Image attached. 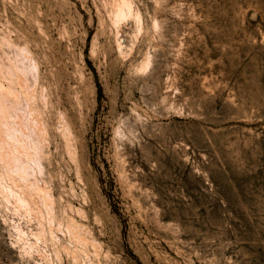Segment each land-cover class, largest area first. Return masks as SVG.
<instances>
[{
    "label": "rangeland",
    "instance_id": "1",
    "mask_svg": "<svg viewBox=\"0 0 264 264\" xmlns=\"http://www.w3.org/2000/svg\"><path fill=\"white\" fill-rule=\"evenodd\" d=\"M0 83V264H264V0H0Z\"/></svg>",
    "mask_w": 264,
    "mask_h": 264
},
{
    "label": "bare ground",
    "instance_id": "2",
    "mask_svg": "<svg viewBox=\"0 0 264 264\" xmlns=\"http://www.w3.org/2000/svg\"><path fill=\"white\" fill-rule=\"evenodd\" d=\"M121 2V1H120ZM130 2V1H129ZM121 5V4H120ZM119 7V6H118ZM117 17H118V19H122V18H124V17H127V16H129V15H131V12H130V8H129V3H127V2H125V1H123V4H122V7L118 10L117 9ZM133 15V14H132ZM135 16V15H134ZM127 19V18H126ZM121 21H123V20H121ZM118 22H120V21H118ZM123 22H125V20L123 21ZM141 22V21H140ZM115 23V22H114ZM117 23V22H116ZM145 67V66H144ZM18 82V81H17ZM0 86H1V83H0ZM2 87V86H1ZM5 89V88H4ZM9 89H11L12 90V88H9ZM8 89V92L10 93V91L11 90H9ZM11 94H12V92H11ZM13 96H14V94H13ZM46 100V99H45ZM7 181V180H6ZM4 183H5V181H4ZM18 185V184H17ZM30 189V188H29ZM18 198V197H17ZM6 200V199H5ZM22 201V200H21ZM25 201V200H24ZM19 202V201H18ZM38 235V234H37Z\"/></svg>",
    "mask_w": 264,
    "mask_h": 264
}]
</instances>
